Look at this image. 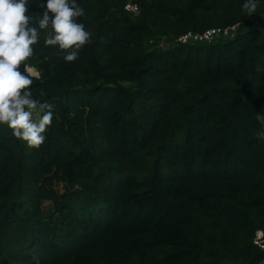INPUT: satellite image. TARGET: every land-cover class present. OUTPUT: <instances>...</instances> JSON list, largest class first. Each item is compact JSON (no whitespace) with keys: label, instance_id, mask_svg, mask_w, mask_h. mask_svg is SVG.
I'll return each mask as SVG.
<instances>
[{"label":"trees","instance_id":"trees-1","mask_svg":"<svg viewBox=\"0 0 264 264\" xmlns=\"http://www.w3.org/2000/svg\"><path fill=\"white\" fill-rule=\"evenodd\" d=\"M243 2L77 0L78 60L34 46L53 122L38 148L0 125V264H264V3Z\"/></svg>","mask_w":264,"mask_h":264},{"label":"clouds","instance_id":"clouds-1","mask_svg":"<svg viewBox=\"0 0 264 264\" xmlns=\"http://www.w3.org/2000/svg\"><path fill=\"white\" fill-rule=\"evenodd\" d=\"M262 3L264 0H244L241 10L251 16ZM31 6L43 9L35 19ZM84 16L77 0H0V125H6L29 147L44 144L54 115L44 92L34 97L31 89L38 77L30 63L34 46L42 39L45 46L65 50L66 63L77 61L80 49L91 42V33L77 22ZM255 118L261 129L257 139L264 141V111L257 112Z\"/></svg>","mask_w":264,"mask_h":264},{"label":"built area","instance_id":"built-area-1","mask_svg":"<svg viewBox=\"0 0 264 264\" xmlns=\"http://www.w3.org/2000/svg\"><path fill=\"white\" fill-rule=\"evenodd\" d=\"M125 10L138 16L140 13V8L138 4L130 1L125 5ZM238 32V26H230L226 28L216 27L210 28L204 32H188L179 37L178 41L181 44H211L215 41L225 40L232 38ZM263 236V235H262Z\"/></svg>","mask_w":264,"mask_h":264},{"label":"rangeland","instance_id":"rangeland-1","mask_svg":"<svg viewBox=\"0 0 264 264\" xmlns=\"http://www.w3.org/2000/svg\"><path fill=\"white\" fill-rule=\"evenodd\" d=\"M253 29H257V30H264V17L261 19H257L255 20L253 23H251L247 28H245V32L248 30H253ZM39 76V74H38ZM262 238V234L258 233L256 241L258 243H260V239Z\"/></svg>","mask_w":264,"mask_h":264},{"label":"water","instance_id":"water-1","mask_svg":"<svg viewBox=\"0 0 264 264\" xmlns=\"http://www.w3.org/2000/svg\"><path fill=\"white\" fill-rule=\"evenodd\" d=\"M38 77H39V76H38ZM38 77H37V78H38Z\"/></svg>","mask_w":264,"mask_h":264}]
</instances>
